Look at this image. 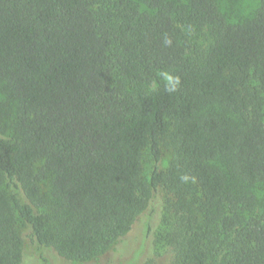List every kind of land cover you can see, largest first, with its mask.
<instances>
[{
	"label": "trees",
	"instance_id": "16d2710c",
	"mask_svg": "<svg viewBox=\"0 0 264 264\" xmlns=\"http://www.w3.org/2000/svg\"><path fill=\"white\" fill-rule=\"evenodd\" d=\"M236 1L0 0V264L147 211L170 264H264V0Z\"/></svg>",
	"mask_w": 264,
	"mask_h": 264
},
{
	"label": "rangeland",
	"instance_id": "374dc122",
	"mask_svg": "<svg viewBox=\"0 0 264 264\" xmlns=\"http://www.w3.org/2000/svg\"><path fill=\"white\" fill-rule=\"evenodd\" d=\"M236 9L229 11L228 7L223 9L233 19L246 16L256 5L255 0H237ZM4 83L0 82V88ZM2 98L4 95L0 94ZM163 164L166 165L169 154L164 150ZM144 172L150 168L148 159L144 161ZM158 213V212H157ZM157 213L144 212L133 225L130 233L114 242L109 249L98 258L78 262L65 259L58 255L50 247H45L26 237L23 264H170L172 251L167 247H156L148 240L147 227L157 219ZM144 257V258H143ZM140 258L139 260H137ZM143 259V262H142Z\"/></svg>",
	"mask_w": 264,
	"mask_h": 264
}]
</instances>
